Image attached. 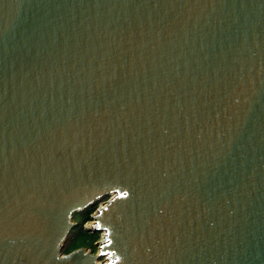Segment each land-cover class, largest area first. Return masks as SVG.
I'll list each match as a JSON object with an SVG mask.
<instances>
[{
	"label": "water",
	"instance_id": "1",
	"mask_svg": "<svg viewBox=\"0 0 264 264\" xmlns=\"http://www.w3.org/2000/svg\"><path fill=\"white\" fill-rule=\"evenodd\" d=\"M0 264H264V0H0Z\"/></svg>",
	"mask_w": 264,
	"mask_h": 264
},
{
	"label": "rangeland",
	"instance_id": "2",
	"mask_svg": "<svg viewBox=\"0 0 264 264\" xmlns=\"http://www.w3.org/2000/svg\"><path fill=\"white\" fill-rule=\"evenodd\" d=\"M108 197H105L98 201L91 209L86 210L85 212L76 213L73 220L78 222V226L74 228L68 235L65 245L63 248L64 253L72 251L74 249L84 247L86 249H92L94 252H97L98 246L97 242L101 239V233H93L87 229L88 225L92 223V219L87 222H84V216L90 211L94 213L95 209L103 203ZM83 216V217H82ZM102 260H105V257H101Z\"/></svg>",
	"mask_w": 264,
	"mask_h": 264
},
{
	"label": "trees",
	"instance_id": "3",
	"mask_svg": "<svg viewBox=\"0 0 264 264\" xmlns=\"http://www.w3.org/2000/svg\"><path fill=\"white\" fill-rule=\"evenodd\" d=\"M93 211H89L85 216H84V222H87L89 221L91 218V214H92Z\"/></svg>",
	"mask_w": 264,
	"mask_h": 264
},
{
	"label": "bare ground",
	"instance_id": "4",
	"mask_svg": "<svg viewBox=\"0 0 264 264\" xmlns=\"http://www.w3.org/2000/svg\"><path fill=\"white\" fill-rule=\"evenodd\" d=\"M90 225H91V223H90Z\"/></svg>",
	"mask_w": 264,
	"mask_h": 264
},
{
	"label": "flooded vegetation",
	"instance_id": "5",
	"mask_svg": "<svg viewBox=\"0 0 264 264\" xmlns=\"http://www.w3.org/2000/svg\"><path fill=\"white\" fill-rule=\"evenodd\" d=\"M83 217V216H82ZM84 218V217H83Z\"/></svg>",
	"mask_w": 264,
	"mask_h": 264
}]
</instances>
